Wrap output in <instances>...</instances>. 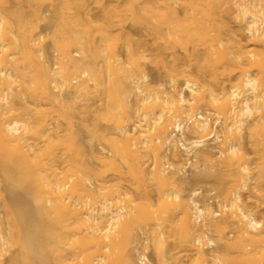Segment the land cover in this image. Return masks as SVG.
Returning <instances> with one entry per match:
<instances>
[{"label": "bare ground", "instance_id": "bare-ground-1", "mask_svg": "<svg viewBox=\"0 0 264 264\" xmlns=\"http://www.w3.org/2000/svg\"><path fill=\"white\" fill-rule=\"evenodd\" d=\"M0 157V264H264V0H0Z\"/></svg>", "mask_w": 264, "mask_h": 264}, {"label": "rangeland", "instance_id": "rangeland-1", "mask_svg": "<svg viewBox=\"0 0 264 264\" xmlns=\"http://www.w3.org/2000/svg\"><path fill=\"white\" fill-rule=\"evenodd\" d=\"M18 7V6H17ZM14 10V9H13ZM16 12V13H15ZM14 13L15 14H18V13H21V14H23V16L24 15H26L27 17H29V18H31V19H33V21L35 22L36 21V23H39V26H41V28H42V30H43V25L45 24V22L43 21V20H41V19H39L38 20V18H36L37 16L34 14V12L32 11V9L30 8V7H28V6H26V5H23V6H21V8L19 9V7H18V9H15L14 10ZM12 15V14H11ZM12 16H14V14L12 15ZM36 18V19H35ZM38 20V21H37ZM41 22V23H40ZM129 28V27H128ZM37 30H38V28H37ZM36 34H37V31H36ZM115 35V34H114ZM115 37V36H114ZM113 37V38H114ZM47 40H45L44 39V41L43 42H48V38H46ZM115 39V38H114ZM117 39V38H116ZM117 41V40H116ZM115 42V41H114ZM113 44V43H112ZM116 44H118L117 45V47H119V42L117 43L116 42ZM115 44V45H116ZM114 45V44H113ZM37 47V45H35V48ZM148 72H149V75H150V79H151V84L152 85H158L159 83H161L162 81H161V79H163L164 78V72H163V70H162V68L160 67V66H158V65H154V64H150V65H148ZM213 119V118H212ZM213 121V120H212ZM76 128H78V124L76 125ZM214 141L213 140H209V145L210 146H213L214 145ZM15 144V143H14ZM13 144V145H14ZM11 146V149H12V151L13 152H15L21 145L20 144H18V143H16L14 146ZM16 145H18L17 146V149L16 148H13V147H16ZM22 147V146H21ZM20 147V148H21ZM25 147V146H24ZM25 148H27V147H25ZM24 151H27V149H24ZM29 151V150H28ZM32 151V150H31ZM35 151V150H34ZM20 152H21V156H24L27 152H23V150L22 151H19V149L17 150V152H15L16 154H20ZM30 152V151H29ZM32 153L33 152H31V154L30 153H27L26 155H25V158H27V160H29V162L30 161H34V160H30L29 158H31V156L29 157H27V155L28 154H30V155H32ZM36 153V152H35ZM24 154V155H23ZM33 155H35V157H36V155H37V153L36 154H33ZM1 158V157H0ZM34 158V157H33ZM35 159V158H34ZM36 161H37V158L35 159ZM32 163H34V162H31V164ZM3 170H1V167H0V218H2L4 215H5V207H4V204H3V194L4 195H7V196H9V195H11V194H15V193H21V195L23 194L24 196H25V199H27L29 202H32L33 203V201H32V196L28 193H25V191L24 190H22L23 189V187L22 188H19V187H21V186H19V183L17 182L16 184H18V186L15 184H12L9 180H7L6 178H5V176H4V174H3V172H2ZM189 171V172H188ZM188 171L186 172V175H190V177H191V175L193 174V170H190V169H188ZM202 185L205 189L206 188H208V187H211V186H214V184H215V177H213V176H211V177H202V179L201 180H199V181H193V180H191V178H189V181H187V182H185L184 184H183V191L185 192V193H188V191L190 190V188L192 187V186H194V185ZM26 191H27V189L26 188H24ZM24 191V192H23ZM205 193H206V191H205ZM206 194H208V193H206ZM22 195V196H23ZM28 202V203H29ZM32 203H30V204H32ZM257 208V207H256ZM261 208V207H260ZM255 209V208H254ZM256 210V209H255ZM258 214H259V212H257ZM16 249H15V247H11V252H9V254L6 256V259H5V261L7 262V260H8V256L10 255V254H13L14 253V251H15ZM149 256L151 257V258H155V254H154V252L152 251V249H150L149 250Z\"/></svg>", "mask_w": 264, "mask_h": 264}]
</instances>
